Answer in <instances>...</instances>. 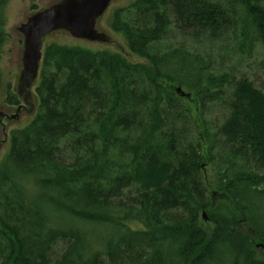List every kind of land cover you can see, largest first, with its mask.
<instances>
[{
  "label": "trees",
  "instance_id": "obj_1",
  "mask_svg": "<svg viewBox=\"0 0 264 264\" xmlns=\"http://www.w3.org/2000/svg\"><path fill=\"white\" fill-rule=\"evenodd\" d=\"M110 28L148 64L44 51L0 164V264H264V88L246 72L264 71V0H135Z\"/></svg>",
  "mask_w": 264,
  "mask_h": 264
},
{
  "label": "rangeland",
  "instance_id": "obj_2",
  "mask_svg": "<svg viewBox=\"0 0 264 264\" xmlns=\"http://www.w3.org/2000/svg\"><path fill=\"white\" fill-rule=\"evenodd\" d=\"M63 0H10L5 8V32L8 36L1 50L0 62V164L11 149L10 133L13 130L27 127L35 118L39 107V98L36 89L40 84V64L39 75L33 86L23 96L19 93L21 76L23 71V55L25 49V35L23 28L28 21L37 14L49 11L56 4ZM135 0H112L105 12L97 19L95 29L98 33V41L77 39L64 29H56L43 38L42 54L49 45H60L68 47H81L94 52L109 51L122 56L132 64H148L139 56L131 53L126 38L121 34H116L110 28V21L113 13L123 7L129 6ZM100 34H103L101 37ZM253 66L247 69V74L257 87L264 88V71L258 68L255 60L249 64ZM11 91L17 96L19 107L8 103V94ZM27 99V103L24 99ZM35 107V108H34ZM224 199L215 201V205Z\"/></svg>",
  "mask_w": 264,
  "mask_h": 264
},
{
  "label": "water",
  "instance_id": "obj_3",
  "mask_svg": "<svg viewBox=\"0 0 264 264\" xmlns=\"http://www.w3.org/2000/svg\"><path fill=\"white\" fill-rule=\"evenodd\" d=\"M112 0H63L49 11L34 15L23 28L25 35V49L23 55V71L19 93L29 91L39 75L40 64L43 62L42 42L46 34L64 29L77 39L98 41L95 29L97 19L105 12ZM103 37V34H100ZM181 97L191 96L177 88ZM24 101L27 103V99ZM35 108V107H34ZM207 222L208 216L203 213Z\"/></svg>",
  "mask_w": 264,
  "mask_h": 264
},
{
  "label": "flooded vegetation",
  "instance_id": "obj_4",
  "mask_svg": "<svg viewBox=\"0 0 264 264\" xmlns=\"http://www.w3.org/2000/svg\"><path fill=\"white\" fill-rule=\"evenodd\" d=\"M19 105H20V102H19ZM19 105H17L16 107H19Z\"/></svg>",
  "mask_w": 264,
  "mask_h": 264
}]
</instances>
